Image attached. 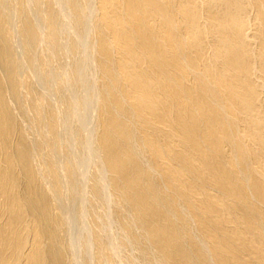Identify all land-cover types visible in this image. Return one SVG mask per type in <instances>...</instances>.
Wrapping results in <instances>:
<instances>
[{"label": "bare ground", "instance_id": "1", "mask_svg": "<svg viewBox=\"0 0 264 264\" xmlns=\"http://www.w3.org/2000/svg\"><path fill=\"white\" fill-rule=\"evenodd\" d=\"M0 264H264V0H0Z\"/></svg>", "mask_w": 264, "mask_h": 264}]
</instances>
